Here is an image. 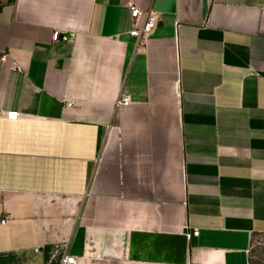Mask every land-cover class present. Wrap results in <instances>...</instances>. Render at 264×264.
Here are the masks:
<instances>
[{
  "label": "crops",
  "instance_id": "obj_1",
  "mask_svg": "<svg viewBox=\"0 0 264 264\" xmlns=\"http://www.w3.org/2000/svg\"><path fill=\"white\" fill-rule=\"evenodd\" d=\"M130 1L158 16L146 41ZM58 242L264 264V0H0V264Z\"/></svg>",
  "mask_w": 264,
  "mask_h": 264
},
{
  "label": "built area",
  "instance_id": "obj_2",
  "mask_svg": "<svg viewBox=\"0 0 264 264\" xmlns=\"http://www.w3.org/2000/svg\"><path fill=\"white\" fill-rule=\"evenodd\" d=\"M128 7L130 10V15L132 20L135 23L134 28L130 31V34L137 38L140 41H146L150 34L157 28L159 24L158 16L151 12L145 11L141 9L136 3L130 1L128 3ZM74 38V33H61L60 31H55L53 33L54 41H71ZM13 68L21 71L22 67L13 62ZM68 105L72 106L74 104L73 101H67ZM127 104V102H123ZM11 118L17 117L16 112H10L7 114ZM5 218L1 221L5 222ZM199 231L196 229L192 233L194 235H198ZM76 257L68 252V243L67 242H58L54 243L49 249L47 253L46 264H76Z\"/></svg>",
  "mask_w": 264,
  "mask_h": 264
}]
</instances>
